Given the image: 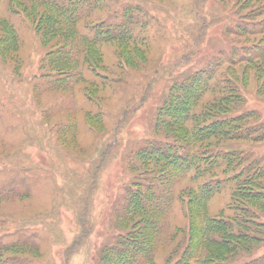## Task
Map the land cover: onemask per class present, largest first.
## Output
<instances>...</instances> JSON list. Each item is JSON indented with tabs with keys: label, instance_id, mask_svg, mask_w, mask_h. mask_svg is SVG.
I'll list each match as a JSON object with an SVG mask.
<instances>
[{
	"label": "rangeland",
	"instance_id": "rangeland-1",
	"mask_svg": "<svg viewBox=\"0 0 264 264\" xmlns=\"http://www.w3.org/2000/svg\"><path fill=\"white\" fill-rule=\"evenodd\" d=\"M56 1L48 30L32 0H0V264H121L151 218L136 187L170 195L141 264H190L211 217L264 224V199L241 196L264 194V0ZM214 120L230 128L206 134ZM156 148L193 163L171 176L142 157ZM259 235L237 258L264 264Z\"/></svg>",
	"mask_w": 264,
	"mask_h": 264
},
{
	"label": "trees",
	"instance_id": "trees-1",
	"mask_svg": "<svg viewBox=\"0 0 264 264\" xmlns=\"http://www.w3.org/2000/svg\"><path fill=\"white\" fill-rule=\"evenodd\" d=\"M85 1L86 0H65V3L69 5V12H72L73 10L81 11L85 7ZM43 4L47 5L46 7H43V11H37L38 7ZM65 4V5H66ZM83 7V8H81ZM49 8V10H48ZM64 7L61 4H58L56 0H32V4L25 5L24 12L29 11V18L36 24V26H44V28H49L52 22H54L53 15L56 14L57 16H62V19H66L63 17V14L65 13ZM71 8V9H70ZM68 13L67 15H69ZM57 19H55L56 21ZM58 21V20H57ZM97 28V27H95ZM49 30V29H48ZM96 37H94V40L99 38L104 39H114V37L117 38L118 34L116 33V29L114 30H100V34L96 33ZM120 39H125V36L119 37ZM62 71H65V65H62V67H59ZM53 69V68H51ZM65 73V72H64ZM63 81V80H62ZM64 82H59V85ZM172 111V110H171ZM184 116V115H183ZM228 123L225 120L218 121L214 120L212 122L207 123V125L204 126L206 129V134H213L216 131V128L221 126H226ZM227 127H229L227 125ZM203 128V129H204ZM230 128V127H229ZM228 128V129H229ZM202 129V130H203ZM227 129V132L223 134H227L230 132V130ZM200 131V130H199ZM214 131V132H213ZM199 133V132H198ZM199 135V134H197ZM203 135V134H201ZM200 135V136H201ZM151 153V152H150ZM152 153L154 155H152ZM151 154L146 153L142 157L147 160L154 161L155 164L159 162H162L164 165L169 166L171 176L174 174H179L182 172V169H186L192 165L193 160L190 159H184L183 157H177L179 160H175L173 155H170L166 149H160L156 148L153 150ZM231 153H223V158H221V161L228 162L231 157ZM157 161L155 162V160ZM174 159V160H173ZM235 158H232L230 162H234ZM178 170V171H177ZM176 171V172H174ZM194 176H199L194 175ZM230 178H221V179H214L213 182L215 184L222 182H228ZM220 182H218V181ZM205 187V185H203ZM202 186L199 190H193L194 194H196V198H193L194 201L198 202L201 200H208V198L212 197V194L216 191L215 189L212 190V188L205 189ZM216 187V186H214ZM169 190V189H168ZM191 191V189H190ZM189 191V192H190ZM187 192V193H189ZM192 192V191H191ZM147 195V196H146ZM129 202L133 204L134 206L137 205L138 211L142 214V216H151V218L144 220L145 217H141L140 220L137 222V225L140 226L147 225L146 228H143L144 231L139 232L137 235L142 239L143 248H136L133 247L132 244L129 245V250H131V253L129 255H126L125 253H119L114 252V256L121 260V264H141L142 262H149L153 258V248H154V239L158 237L157 234H159L160 228L159 226L154 225L155 221L152 218V216H162L164 214H161L167 209V201H169L170 195H167L165 198H161V194H155L151 189L146 190V192H143L139 187H136L131 193H130ZM194 196V195H192ZM242 197H248L249 199H255L260 200L264 199V194H258V193H251L248 195H241ZM234 199H239L238 197V191H235L233 194ZM164 201V202H163ZM136 213V209H134ZM163 218V217H162ZM163 221V220H162ZM161 221V222H162ZM238 222H229L222 217H211L210 220L206 222V229L210 232L215 234L216 236H212L211 238L205 237L206 233L204 234L203 231L199 232V242L197 247V254L193 256V258H190V264H262L259 259H245L243 258H237L238 256L244 257L250 255L252 252V249L254 246L253 243H259L262 242L263 238L259 235L261 232L264 231V224L257 221V218H254V215L249 216H240ZM163 223V222H162ZM235 224V226H232ZM142 229V228H141ZM152 229V231H151ZM224 235V237L222 236ZM190 235L189 238L190 239ZM121 243V242H120ZM134 243V242H133ZM123 246H128V243L123 244ZM122 246V247H123ZM235 257L237 259H235ZM235 259V260H234Z\"/></svg>",
	"mask_w": 264,
	"mask_h": 264
}]
</instances>
